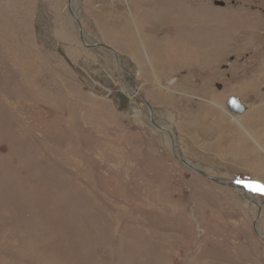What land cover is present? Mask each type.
<instances>
[{
    "label": "rangeland",
    "instance_id": "obj_1",
    "mask_svg": "<svg viewBox=\"0 0 264 264\" xmlns=\"http://www.w3.org/2000/svg\"><path fill=\"white\" fill-rule=\"evenodd\" d=\"M77 2L89 37L138 69L190 161L264 185L256 156L241 162V132L222 147L209 137L222 133L210 109L237 115L227 96L264 100V0ZM68 4L0 0V264H264L254 207L184 166L120 102L115 64L84 46ZM248 119L264 139V118Z\"/></svg>",
    "mask_w": 264,
    "mask_h": 264
},
{
    "label": "bare ground",
    "instance_id": "obj_2",
    "mask_svg": "<svg viewBox=\"0 0 264 264\" xmlns=\"http://www.w3.org/2000/svg\"><path fill=\"white\" fill-rule=\"evenodd\" d=\"M68 1H69L68 6L70 5V8H68L66 10L67 11L68 20H69L71 26L74 28V30L78 33V35L82 36V38H83L82 42L87 46V48H90L91 50H94V49L99 50V51L101 50V52H103L105 54V56L109 57L113 61V63L115 64L117 72H118L117 75L120 78L119 80H121V86H122V92L120 93V96H121L120 102L122 104L128 106L130 108V112H132L135 116H137V118H140L141 120H143V122H145V124L147 126H149L150 129L153 132H155L157 135H161L163 137L167 150L177 160L182 161L184 159L186 162H188V164L190 166H192L196 170H199V171L203 172L204 174H207L209 177L216 179L218 182H220V185L234 188L237 191V193H239V195L244 199V204L247 207L253 206L254 209H255V212H253V215H254L253 219L255 220V230H256L257 234L259 235V237L264 241V227H263L264 223H262L263 222L262 220H264L263 219L264 218V192H262V191H250L249 189H251L252 187L249 186L248 182H243L242 180H241L242 182L241 181H236V179L234 177H233L234 179H231V180H229V179H227V180L220 179L218 176L212 175L211 172L209 173L208 171L204 170L205 168L202 169L201 166L199 167L197 164H194L192 162V160L190 161L189 160L190 158L188 159L184 155V153H183L184 151L182 152L180 138L177 135V133L175 132L176 128L173 126V124H170V122L168 121L169 114L168 113L166 114V112L163 111V110H156L152 106L153 104L151 105V102H150L151 100H148V98L144 94V91H142L143 87H141L139 84L135 83L136 81L134 82V79L136 77V73H137L138 69L135 70L134 68H132L130 70V68H129V66H130L129 65V61L130 60L125 58L122 54H120L114 48H112L110 46H107L104 43H101L99 40L91 39L89 37L88 33L85 31L84 27L82 26V23H81V20H80L81 19L80 18V16H81L80 15V9L81 8H80L77 0H68ZM76 19L80 20V23H81L80 27L81 28L79 27V24H78L79 21L77 22ZM104 46H107V47L112 48V49L105 48ZM111 72H112V70H111ZM151 73L154 76V78L151 79L152 83L158 85L159 88H161L162 85L160 84L159 78H161L162 76L160 77L159 73H155V72H151ZM113 74H115V73H113ZM113 76H116V75H113ZM114 81H116V80H114ZM131 81H133V83ZM116 84H118V83H116ZM219 93H221V92H219ZM159 94H160V97H164V94H167V91L166 90H161L159 92ZM206 96H208V95H206ZM232 96H234V94H231V95L227 96V98L232 97ZM220 98H221V96H220ZM226 100L227 99L225 98L224 99V103L226 102ZM244 101H246V100H244ZM122 104H121V107L124 108V110H128L129 111V109L127 107L123 106ZM219 108H220L221 111L224 112L225 115L227 113V117L224 116V114H222L224 118L222 119V121H220V122H222L221 124L223 125L225 123V120H226L225 118H228V116H230L231 122H229V124H227L225 126L228 127L229 129H231L232 127H230L229 125H236L237 128L236 129L233 128V129L236 130L235 133H237V132L240 133L241 132L240 133L241 137H239L240 138L239 140L242 139V143L240 142L241 146H242V144L244 142L245 143L249 142L250 144L252 143L251 144L252 147H248L247 151H245L244 153L242 151V153L245 154V155L246 154H254V156H256L254 162H257V164H256V169L257 170H255V171H257V172L260 171L258 174L259 175L261 174V178H264V149L259 146L260 143L264 142L263 137H261L260 140H256L249 131L244 130L242 128V126L240 127V121H239V116L238 115H235V116L234 115L233 116L229 115L225 107L219 106ZM247 108H248V110H246L242 114H246L247 112H251V111H249L251 106L249 105V106H247ZM251 114L252 113H250L248 115V118L250 117ZM255 120L256 119L253 118V121H255ZM212 123H213V120H212ZM215 123H217V122H215ZM253 123L255 124V122H253ZM258 133H264V130H260V131H258ZM216 136L217 135H215V137ZM200 142H202V141H200ZM213 144H214V142H213ZM235 144H236V142H235ZM230 146H232V145H230ZM237 146H238V144H237ZM199 147H201V146H199ZM242 149H243V147H242ZM259 153H261V154L263 153V156H262L261 159L258 157ZM236 155H237V153H236ZM197 162H198V160H197ZM251 172H252V170H251ZM252 176H253V178L258 179V178L255 177V175L253 173H252ZM261 181L264 182V179L263 180L261 179ZM253 182H254V180H253ZM215 183H217V182H215ZM230 192H233V190L230 191Z\"/></svg>",
    "mask_w": 264,
    "mask_h": 264
},
{
    "label": "crops",
    "instance_id": "obj_3",
    "mask_svg": "<svg viewBox=\"0 0 264 264\" xmlns=\"http://www.w3.org/2000/svg\"><path fill=\"white\" fill-rule=\"evenodd\" d=\"M230 67V66H229ZM235 97H238L237 95H234ZM239 98H240V96H239ZM243 98V97H242ZM241 98V99H242ZM244 98H246V97H244ZM248 99H246V101H251V104H252V102L254 103V104H256L255 102H254V100H252L251 98L252 97H247ZM229 99V98H228ZM227 99V100H228ZM226 100V101H227ZM243 100V99H242ZM218 101L219 102H221V99H218ZM250 104V105H251ZM217 106V105H216ZM259 106V108H260V110H258L257 111V109H255L256 107H258ZM219 107V106H218ZM255 110H252V108H251V110H249V111H251V112H247L246 114H237L238 116H239V121H240V127L242 126V128L244 129V130H246V131H251L252 129H253V127L252 126H250V124H249V119H248V115L250 114V113H252L253 115H257L258 116V118L259 117H262V118H264V100H261V105H255ZM258 108V109H259ZM263 109V110H262ZM248 110V109H247ZM210 112H211V114H213L215 117L213 118V120H215V122H217L218 121V124H219V126H222V127H220L219 129H221L222 130V133L221 134H218L217 132H215V135H219L218 137L216 136L215 138H217L216 140H218V144L220 143V141L222 140V136H225L226 137V132L227 131H230V132H233V128H237V126L236 125H229L230 127H232L230 130L228 129H226V126L225 125H227V124H221L222 122H220V121H222V119L224 118L223 117V115H222V113L219 111V110H216V109H210ZM215 112H218V114H216ZM263 112V113H262ZM212 115V116H213ZM208 117V116H207ZM222 117V118H221ZM220 119V120H219ZM263 122H264V119H263ZM226 123V122H225ZM258 124V123H257ZM218 130V129H217ZM207 131L209 132L210 130H209V128L207 129ZM226 131V132H225ZM212 132H213V130H212ZM215 135H212V133L210 132L209 133V137H211V136H215ZM205 136V135H204ZM198 138H200V136H198ZM212 138V137H211ZM210 138V139H211ZM219 139H220V141H219ZM238 139H240V138H238ZM204 140V139H203ZM205 140H207V139H205ZM242 143V139L241 140H239V146L240 147H245V151H247V148H248V145H246V143L244 142L243 144H242V146H241V143ZM202 143V142H201ZM204 143H208L209 144V142H204ZM204 143H202V144H204ZM219 146H221L222 147V141H221V143H220V145ZM243 150V153L245 152ZM242 153V154H243ZM245 154H243L242 156H241V162L242 163H246L247 161H248V158L246 157V156H244Z\"/></svg>",
    "mask_w": 264,
    "mask_h": 264
},
{
    "label": "water",
    "instance_id": "obj_4",
    "mask_svg": "<svg viewBox=\"0 0 264 264\" xmlns=\"http://www.w3.org/2000/svg\"><path fill=\"white\" fill-rule=\"evenodd\" d=\"M218 5L220 6H224V3L223 2H220V3H217ZM68 8H70V5L68 6ZM78 24H79V27L81 26V23H80V20L76 19ZM81 28V27H80ZM82 30V29H81ZM80 38L81 40L83 41V38L82 36L80 35ZM84 44V43H83ZM85 45V44H84ZM85 47H87L85 45ZM105 48H108V49H112V48H109L107 46H104ZM58 53L66 60V62L72 66L71 62L68 60V58L60 51L58 50ZM251 104V101H244L242 100L241 98L239 97H230L227 101H226V107L227 109L229 110V112L233 113V114H242L244 113L248 108L247 106H249ZM184 166H186L187 168H189L190 170L196 172L197 174H200L204 177H206L207 179L213 181V182H217L220 184V182H218L216 179L214 178H211L209 177L207 174H204L203 172L199 171V170H196L195 168H193L192 166H190L188 164V162H186L184 159L182 161H180Z\"/></svg>",
    "mask_w": 264,
    "mask_h": 264
},
{
    "label": "snow or ice",
    "instance_id": "obj_5",
    "mask_svg": "<svg viewBox=\"0 0 264 264\" xmlns=\"http://www.w3.org/2000/svg\"><path fill=\"white\" fill-rule=\"evenodd\" d=\"M249 186L252 187V189L255 190V191L264 192V185H249Z\"/></svg>",
    "mask_w": 264,
    "mask_h": 264
},
{
    "label": "flooded vegetation",
    "instance_id": "obj_6",
    "mask_svg": "<svg viewBox=\"0 0 264 264\" xmlns=\"http://www.w3.org/2000/svg\"><path fill=\"white\" fill-rule=\"evenodd\" d=\"M234 3V2H233ZM225 5V4H224ZM232 60H233V58H232ZM225 67V66H224ZM229 67V66H228Z\"/></svg>",
    "mask_w": 264,
    "mask_h": 264
}]
</instances>
